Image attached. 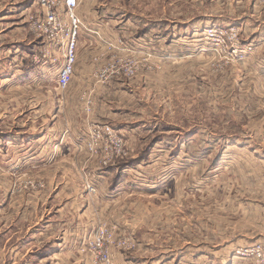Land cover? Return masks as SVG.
<instances>
[{
	"label": "rangeland",
	"instance_id": "obj_1",
	"mask_svg": "<svg viewBox=\"0 0 264 264\" xmlns=\"http://www.w3.org/2000/svg\"><path fill=\"white\" fill-rule=\"evenodd\" d=\"M252 3L82 0L93 32L62 89L61 57H43L29 30L35 0H0L7 244L51 243L50 264H258L241 255L264 251V17ZM108 126L122 157L104 147Z\"/></svg>",
	"mask_w": 264,
	"mask_h": 264
},
{
	"label": "built area",
	"instance_id": "obj_2",
	"mask_svg": "<svg viewBox=\"0 0 264 264\" xmlns=\"http://www.w3.org/2000/svg\"><path fill=\"white\" fill-rule=\"evenodd\" d=\"M81 0H35L36 9L29 16V30L39 36L44 41L43 57L50 58L52 54L61 57L58 68L57 85L65 88L70 83L73 73V66L76 61L80 36L85 32H93L87 27L86 22L79 14ZM102 34V33H101ZM54 57L53 61L57 62ZM106 137H104V147L107 149L106 141L109 140L112 149V157H122L121 139L113 133L110 126L106 127ZM103 130L95 132L89 145L92 151L96 146V140L102 139ZM105 133V132H104ZM251 254L258 264H264V251L260 245H253L242 250L241 255ZM97 262V261H96ZM100 262L108 263V257Z\"/></svg>",
	"mask_w": 264,
	"mask_h": 264
},
{
	"label": "crops",
	"instance_id": "obj_3",
	"mask_svg": "<svg viewBox=\"0 0 264 264\" xmlns=\"http://www.w3.org/2000/svg\"><path fill=\"white\" fill-rule=\"evenodd\" d=\"M252 1H253L252 3L253 12L256 11L257 16H261L263 18L264 17V0H252ZM259 13H261V15H258ZM103 186H104V183H102V187ZM103 191H106V188L104 190V187H103ZM104 196L108 197V194L106 195L100 194L98 195V197L96 196V198H98L96 199L98 203L105 201L103 200L105 199ZM67 230L69 231L73 230V231L64 234V237H63L64 240L68 238L70 234L72 235V232L73 233L76 232L77 227L75 226L74 229L68 228ZM42 232H44V230H42L39 233L42 234ZM5 234L3 232L2 235L0 236V264H50V260H53L52 256H55L54 254L56 253L54 252L55 247L51 243L44 242L45 243L44 245L35 247V245H33L34 238H29V239L26 238L24 240H21V242H19L16 239V242L14 243L11 242L10 243L11 245H8L7 241L9 238H7ZM62 244H63V241H62ZM34 253L36 256L34 255ZM76 257H72V258L67 257L68 259L65 257L64 259L60 258V261H58V264H90L87 261L86 262L82 261L80 257L77 260Z\"/></svg>",
	"mask_w": 264,
	"mask_h": 264
}]
</instances>
